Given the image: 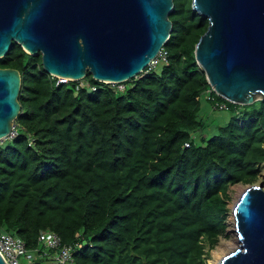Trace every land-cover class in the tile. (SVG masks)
<instances>
[{
	"label": "trees",
	"instance_id": "trees-1",
	"mask_svg": "<svg viewBox=\"0 0 264 264\" xmlns=\"http://www.w3.org/2000/svg\"><path fill=\"white\" fill-rule=\"evenodd\" d=\"M172 2L166 61L123 91L89 73L93 91L54 84L40 56L16 42L0 57L20 73L16 135L0 142V231L28 250L41 251L38 233L49 229L62 243L87 240L72 264H206L225 230L228 186L257 178L264 99L226 101L230 118L195 141L207 128L199 96L210 87L193 48L207 19L191 0ZM41 261L53 264L45 255L31 263Z\"/></svg>",
	"mask_w": 264,
	"mask_h": 264
},
{
	"label": "water",
	"instance_id": "water-1",
	"mask_svg": "<svg viewBox=\"0 0 264 264\" xmlns=\"http://www.w3.org/2000/svg\"><path fill=\"white\" fill-rule=\"evenodd\" d=\"M172 0H0V57L11 42L45 73L103 82L137 76L167 39ZM207 26L194 44L214 93L240 105L264 99V0H191ZM20 73L0 67V139L17 116ZM237 244L216 264H264V186L229 204ZM0 264H5L0 256Z\"/></svg>",
	"mask_w": 264,
	"mask_h": 264
},
{
	"label": "built area",
	"instance_id": "built-area-1",
	"mask_svg": "<svg viewBox=\"0 0 264 264\" xmlns=\"http://www.w3.org/2000/svg\"><path fill=\"white\" fill-rule=\"evenodd\" d=\"M164 61H166V50L161 46L156 54L149 60L145 68H153ZM50 77L55 78L54 84L63 83L69 79L65 76L56 74H50ZM77 81L78 85L83 84L88 90H94L96 88L95 85L89 84L82 78ZM104 83L108 84L115 91H123L125 88L124 81ZM78 85L75 86L76 89L78 88ZM210 91H212L211 88L206 90L205 96L206 99L210 101L213 108H229L226 101L215 99L214 96L210 94ZM15 134V128L12 126L8 138L13 137ZM184 145L188 146L189 144L185 142ZM79 237L80 236L76 234V238ZM38 239L41 241L43 247L42 250L31 251L26 248L22 239L14 236L10 232L0 231V256L5 264H24L22 262L31 263L38 261L39 258H44V255L54 264H72V253L75 251V248H79L87 241L83 238L79 243H74L73 245L62 243L60 237L54 231L49 229L40 230L38 233ZM47 249H51V251H48Z\"/></svg>",
	"mask_w": 264,
	"mask_h": 264
},
{
	"label": "rangeland",
	"instance_id": "rangeland-1",
	"mask_svg": "<svg viewBox=\"0 0 264 264\" xmlns=\"http://www.w3.org/2000/svg\"><path fill=\"white\" fill-rule=\"evenodd\" d=\"M199 102H200V108L198 110V117L202 119L206 125L207 128L202 130L201 132L195 131L194 132V138L196 142H199V134H201L204 137H207L210 135L217 126L224 124L231 116L232 110L230 109H218L213 108L209 101L206 99L205 93H202L199 96ZM0 141H3V138L0 139ZM264 180V162L261 167V170L259 174L257 175V178L252 182L253 184L263 183ZM251 183H234L228 186L227 193H228V202L227 207L229 208V204H231L237 196L240 194L241 190L244 186ZM230 213H228L227 216V222L225 226L224 233L219 235V238L216 242V244L211 248L207 255H206V264H213L210 261L214 258V252H218V254L221 256L224 252L232 249L237 244V238L233 231V226L231 222ZM26 264L25 262H22ZM28 264H50L45 261H41L38 263H28Z\"/></svg>",
	"mask_w": 264,
	"mask_h": 264
},
{
	"label": "clouds",
	"instance_id": "clouds-1",
	"mask_svg": "<svg viewBox=\"0 0 264 264\" xmlns=\"http://www.w3.org/2000/svg\"><path fill=\"white\" fill-rule=\"evenodd\" d=\"M162 46V45H161ZM146 67V66H145ZM145 69V68H144ZM46 74H48V73H46ZM49 76H50V74H48ZM61 76V75H60ZM67 78H69V77H67ZM83 78V77H82ZM81 79V78H80ZM69 80H72L71 78H69L67 81H69ZM77 80H79V79H77ZM77 80H72V81H77ZM127 80H129V79H127ZM126 81V80H125ZM125 81H124V83H125ZM66 82V81H65ZM100 82H103V81H100ZM64 83V82H63ZM126 84V83H125ZM210 87V86H209ZM211 88V87H210ZM87 89V88H86ZM95 90V89H94ZM212 90V89H211ZM89 91H93V90H89ZM213 91V90H212ZM216 94V93H215ZM217 95V94H216ZM219 96V95H218ZM222 98V97H221ZM224 99V98H223ZM225 101H228V100H226V99H224ZM209 101V100H208ZM228 102H230V101H228ZM230 103H233V102H230ZM211 104V103H210ZM236 104V103H235ZM240 105V104H239ZM229 109V108H228ZM12 126H14V128H15V122H14V120H13V123H12ZM12 126H11V128H12ZM11 130V129H10ZM16 131V130H15ZM9 133H10V131H9ZM9 133L5 136V137H3V140L4 139H11V138H8V135H9ZM16 135V134H15ZM14 135V136H15ZM0 142H2V141H0ZM226 222H227V220H226ZM54 264V263H53Z\"/></svg>",
	"mask_w": 264,
	"mask_h": 264
},
{
	"label": "bare ground",
	"instance_id": "bare-ground-1",
	"mask_svg": "<svg viewBox=\"0 0 264 264\" xmlns=\"http://www.w3.org/2000/svg\"><path fill=\"white\" fill-rule=\"evenodd\" d=\"M214 258L210 261L213 264H216L218 259L220 258V255L218 254V252H214Z\"/></svg>",
	"mask_w": 264,
	"mask_h": 264
}]
</instances>
